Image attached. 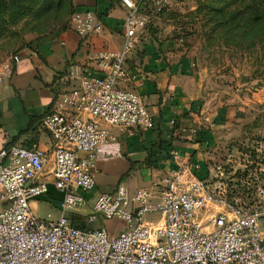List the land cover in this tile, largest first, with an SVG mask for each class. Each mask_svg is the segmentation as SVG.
Here are the masks:
<instances>
[{
	"label": "built area",
	"instance_id": "1",
	"mask_svg": "<svg viewBox=\"0 0 264 264\" xmlns=\"http://www.w3.org/2000/svg\"><path fill=\"white\" fill-rule=\"evenodd\" d=\"M147 1L163 8L167 0H121L122 46L89 53L71 68L72 87L42 119L54 147L0 148V264H264V183L248 164L235 174L252 177L236 184L227 165L170 147L172 165L158 181L134 192L120 184L93 202L87 195L96 186L98 160L109 154L110 127L154 125L143 94L122 84L133 77L129 55L151 38ZM70 25L85 36L105 28L90 8L74 10ZM20 58L17 50L0 60V99L12 93ZM50 183L63 191L58 216L32 206ZM69 212L84 215L86 226ZM108 219L125 227L111 233L94 226Z\"/></svg>",
	"mask_w": 264,
	"mask_h": 264
},
{
	"label": "crops",
	"instance_id": "2",
	"mask_svg": "<svg viewBox=\"0 0 264 264\" xmlns=\"http://www.w3.org/2000/svg\"><path fill=\"white\" fill-rule=\"evenodd\" d=\"M74 1L77 9L96 10L104 21V30L85 36L71 25L58 27L20 49L21 58L10 79L12 93L9 98L0 99V148L21 144L52 149L55 141L42 119L55 98L72 87L71 68L82 63L89 53L122 46L126 8L121 0ZM164 46L163 41L150 38L128 57V69L133 77L122 84L143 94L154 125L110 127L113 138L107 148L109 154L98 160L96 186L87 194L91 202L99 193L114 191L120 184L134 192L158 181L172 165L170 147L205 162V148L216 143L214 139H203L198 115L189 110L191 91H186L187 83L183 85L184 71L171 56H166ZM62 198L63 191L50 183L49 191L34 199L32 206L42 216L48 212L58 216ZM69 215L86 225L84 215L82 219L72 212ZM100 225L118 233L125 222L108 219L94 223Z\"/></svg>",
	"mask_w": 264,
	"mask_h": 264
},
{
	"label": "rangeland",
	"instance_id": "3",
	"mask_svg": "<svg viewBox=\"0 0 264 264\" xmlns=\"http://www.w3.org/2000/svg\"><path fill=\"white\" fill-rule=\"evenodd\" d=\"M200 1L209 2L167 0L159 8L147 1V32L163 41L164 51L170 52L166 56L184 71L183 85L187 83L185 89L191 91L189 110L198 115L203 139L216 141L205 148L206 161L227 165L236 184L249 181L254 173L264 183V37L252 44L248 36L231 33L229 37L223 29L221 33L213 30V10L206 7L200 11ZM35 9L4 23L0 60L67 23L71 15L66 2L48 13L39 12V6ZM245 164L252 176L236 175L238 167ZM209 173L219 172L210 169Z\"/></svg>",
	"mask_w": 264,
	"mask_h": 264
},
{
	"label": "trees",
	"instance_id": "4",
	"mask_svg": "<svg viewBox=\"0 0 264 264\" xmlns=\"http://www.w3.org/2000/svg\"><path fill=\"white\" fill-rule=\"evenodd\" d=\"M63 2L70 6V14L72 15L77 9L73 0H0V36L3 32L4 23L24 17L36 10V6H39V12L55 11ZM200 3L198 6L200 11L206 7L213 10V16L216 17L213 30L220 29L219 33H221L223 29L229 37L231 33L248 36L249 42L252 44L264 37V0H209L208 3L205 1H200ZM70 18L67 23L59 25V28L70 25ZM222 26L223 28H220ZM76 222L80 227L86 226L77 220Z\"/></svg>",
	"mask_w": 264,
	"mask_h": 264
}]
</instances>
